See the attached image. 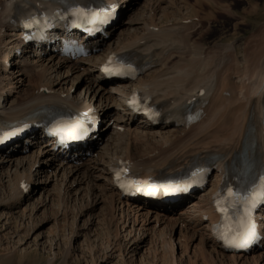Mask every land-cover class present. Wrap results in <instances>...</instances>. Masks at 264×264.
Returning <instances> with one entry per match:
<instances>
[{
    "label": "bare ground",
    "instance_id": "obj_1",
    "mask_svg": "<svg viewBox=\"0 0 264 264\" xmlns=\"http://www.w3.org/2000/svg\"><path fill=\"white\" fill-rule=\"evenodd\" d=\"M98 1L119 4L120 14L115 17L120 19L129 6L128 0ZM206 4L228 11L220 0H195L193 18L180 12V16L171 15L170 5L157 20L142 12L140 18L123 22L124 30L114 32L116 24L104 37L90 40L86 36L84 41L81 37L79 42L90 53L77 58L62 53V35L58 41L46 36L41 45L21 38L22 17L32 10L51 15L47 3L0 0V93L5 96L0 125L13 127V132L25 130L14 140L15 147L8 152L0 148V190L7 199L0 202L7 210L0 216L5 219L4 231L17 233L16 245L22 244L18 234L35 211L29 217L28 205L21 207L36 193L35 177L44 175L41 189L49 199L33 202V208L52 202V189L46 188L57 184L60 199L75 202L77 210L60 254L64 264L75 252L83 229L94 232V244L87 249L93 264L120 260L123 246L128 257L122 264H264V243L243 253L225 248L214 206L221 191L233 183L234 171L249 163L252 174L264 173V32L257 31L241 50L231 43L207 46L203 43L207 32H199L197 38L193 35L206 19V15L199 16L198 8ZM122 55L140 67L136 77H105L101 67ZM12 60L14 65L7 67ZM114 80L117 83H109ZM136 95L159 109L157 120L149 122L145 115L136 119L129 105ZM53 112L100 117L104 124L101 132L82 133L79 139L67 136L60 143L46 135L42 123ZM190 120L195 122L189 124ZM104 134L108 136L101 147L91 143L96 135ZM124 139L133 146L122 147ZM82 142L88 143L86 148L70 152ZM30 144L36 147L28 152ZM9 152L19 154L7 158ZM197 165H211L213 179L206 182L208 187L195 191L197 195H187V185L178 176ZM121 171L134 180L129 189L123 190L116 180ZM169 177L180 179L170 182ZM165 179L161 186L152 187ZM176 194H180L177 200L187 198L186 204L178 201L179 210L163 206L166 195ZM90 202L97 215L91 221L92 213L82 214L87 217L81 228L76 220L83 211H94ZM258 218L264 226L263 209ZM119 236L131 239L122 244ZM148 242L152 244L150 255L136 257L130 252L133 246L141 250Z\"/></svg>",
    "mask_w": 264,
    "mask_h": 264
},
{
    "label": "rangeland",
    "instance_id": "obj_2",
    "mask_svg": "<svg viewBox=\"0 0 264 264\" xmlns=\"http://www.w3.org/2000/svg\"><path fill=\"white\" fill-rule=\"evenodd\" d=\"M168 1H169V4L166 2L161 3L159 0L158 1L157 0H128L127 5H129V6L126 9L125 14L118 21L119 23H117V25L115 26L116 30H114V32H118L120 29L124 30L126 28V26L123 25V22H127V21L133 20V19L136 20L137 18H140V16H142V12H146L147 13L146 16H149L151 19L157 20L158 17L163 15V11H166V7L169 5L171 6V7L169 6L171 8V9L169 8V12H173V13H170L171 15L175 14L176 16L177 15L180 16L181 14H183L186 16L188 15L191 18L196 16L194 13L195 10L193 9V7L196 9L195 0H168ZM180 1H182L183 3H180ZM220 1L223 5L228 6V8L226 9V10H228L227 12L225 10H223L222 8H218V7L215 8L213 6L212 7L210 6L208 8L209 5H207V4L202 6L200 9L198 8L199 16L206 15V19L204 18L203 21H200L199 27H197L195 29V31L193 32V35L195 36V38L198 37L199 32L200 33H202V32L206 33L207 32V35H205V39L203 40V43L205 45L212 46L215 44L231 43V44H235L236 47L238 49H240V47H242V45L245 43V41H247V39H249L251 37H255L254 35L258 34L257 31L261 30L259 32H264V29H263L264 28V0H220ZM170 3H172V4H170ZM176 3H178V4H176ZM187 4H188V7L190 6L189 10L186 9ZM172 5H174V6H172ZM183 6H185V7H183ZM152 16H153V18H152ZM155 18H157V19H155ZM199 19L201 20L202 18L200 17ZM114 32L112 33V36L114 35ZM105 34L106 33H103L102 35L98 36V38L104 37ZM147 72H149V71H147ZM109 83L115 84L117 82L109 81ZM139 118H140V116L136 119H139ZM107 136H108V134H104L103 136L98 137L97 140H94L91 143L97 144L98 147H101L104 144V142L106 140L105 138H107ZM87 145L88 144L84 145L82 148H86ZM15 146H16L15 144L14 145L13 144L7 145L6 147L3 148V150L8 152L9 147L11 148V147H15ZM128 146L129 147L133 146V144L130 145V141L128 139H126V140L124 139L122 147H128ZM35 147H36L35 145L32 146V144H30L29 147L27 148V149H29L28 152L31 150H34ZM82 148L80 147L79 149H82ZM76 150H78V149H75L74 151H76ZM94 152L95 153H92V157H95L94 155L96 154V151H94ZM18 154H19L18 152H14L11 155V153L9 152L7 154L8 156L7 155L6 156H7V158H10L11 156L13 158V157H16ZM3 165L7 166L8 162L3 163ZM38 176H36L37 178L35 177V186L38 188H36V191H35L36 193H34L33 199L31 198V200H29L27 203H25L21 207V209H22L28 205V207L30 208V209L28 208V211L31 210L28 212V215L30 214V212H32V210H35L32 213L31 218H28V220L30 219V223H27L26 227L24 228L25 230H21V232H19V234H18V236L21 235V237L23 238L22 244L20 243L19 245H16L18 237L15 236L17 233L12 234L13 230L10 232H9V229L4 231L3 228L5 226V219L2 220L1 216H0V264H64L63 257L60 254H61V252H63L65 250L66 241H67L66 237H67L68 233H70V228L72 227L71 225L73 224L74 220L76 219L75 214H76L77 210L74 209L75 202H73V201L71 202V200H69L67 203L65 200L63 201L62 198L60 199L57 184H55L54 186L53 185L52 186L47 185L46 189H52L51 192H49V193H52L53 201L50 202L47 206L41 207L39 205L38 209H34L33 208V206H34L33 202L36 203V202H39L40 199L42 200L44 198L45 199L48 198V197H46L47 193L45 192V190L43 192V189H41V187H42V184H41L42 180L41 179H45V177H44V175L42 177H40V175H38ZM39 196H40V198H39ZM57 196L59 198H57ZM4 199H5V201H4ZM59 199H60V201H59ZM6 201H7L6 196H4L3 192L0 190V202H6ZM58 203H59V205H58ZM76 203H77V207H78V205H79L78 200L76 201ZM90 203H91L90 207H91V209L94 207L92 209L94 211L90 212L89 209L85 210V211H83V213L79 214L78 219L76 220L81 228H83V222L82 221H84L87 217V216L82 217V214H86V213H88V211H89V213H92L93 216L91 218V221H92L93 217H96V215H97V210H96L95 204H92V202H90ZM164 205L166 207H169V208L176 207V205H174V203H166ZM67 207H69V208H67ZM97 208H99V207H97ZM3 211L6 212L7 210L4 208V206H0V214L4 213ZM171 213L169 212V214H171ZM172 214H175V212H173ZM29 217H30V215H29ZM13 225L14 224L12 223L10 225V227H13ZM89 228H92V227L90 226ZM96 228L97 227H93L92 231L94 229V231L96 232L98 230ZM128 230H130V229H128ZM93 233L94 232L88 231L87 229H83L81 231V236H79L77 238V241L75 243L76 250H75V252H73L71 257L69 259H67V264H93V262L91 260L92 253L89 254L88 253L89 251L87 250V249H89V246L91 247V243H93V240H94V237L92 236V235H94ZM135 233L137 234L136 236L139 235L138 231H136ZM27 234H29V236H27ZM56 235H57V237H56ZM114 235H116V234H114ZM122 236H121V238H120V236H119V238L117 237V239L119 240L118 242L126 243L131 239L129 237L128 241H127L126 239L125 240L122 239ZM58 238H59V240H58ZM49 239L54 240L53 243L56 242V244L54 245L53 243L52 244L49 243L51 241ZM109 241L112 242V238H111V240L109 239ZM104 242H105V240H104ZM36 243H38V244H36ZM139 243L140 242H136V244H139ZM11 247H15V249H12ZM123 247L121 248V251L119 252V254H121L120 260L119 259H113L112 263H115V262L119 263L120 262V264H122L124 259L126 261L128 255H127V251L123 250ZM135 248H136V245L133 246V248L130 250V252L134 251L133 254H135V255L136 254L138 255L139 253L141 255H143V253L150 255V251L152 249V244L150 242H148L141 250L140 249L133 250ZM21 250H23V252H24L23 254H25L24 258H20ZM82 254H86L87 256H85V258H84V257H82ZM137 255H136V257H137ZM161 262L164 264L163 261H161ZM100 264H108V263L102 262Z\"/></svg>",
    "mask_w": 264,
    "mask_h": 264
},
{
    "label": "snow or ice",
    "instance_id": "obj_3",
    "mask_svg": "<svg viewBox=\"0 0 264 264\" xmlns=\"http://www.w3.org/2000/svg\"><path fill=\"white\" fill-rule=\"evenodd\" d=\"M112 11V6L102 9L76 8L73 15L77 20L105 23L112 14ZM104 71L109 75L122 74V71L119 68L106 67ZM129 103L134 105L133 101H130ZM60 131L66 133L69 138L79 139L81 134L85 133L87 129L84 127L83 123L79 121L71 124L68 122H62ZM8 135L10 134L6 133L4 138ZM0 142H2V139H0ZM124 171H126V169ZM119 178L120 173H117L118 181ZM121 187H126V185L122 183ZM228 196L231 198L230 204L232 207H236V204L239 203L243 206V210L238 211L236 218L233 220L232 217L228 215V209L222 207L221 202L217 200V208L222 214H224L225 219V223L221 225L222 231L219 232V235L228 246L244 247L257 237L252 210L257 203H264V177L261 178V188L259 192L253 190L247 195H241L240 193H234L232 189H228Z\"/></svg>",
    "mask_w": 264,
    "mask_h": 264
}]
</instances>
